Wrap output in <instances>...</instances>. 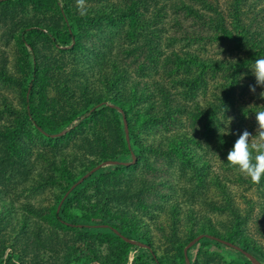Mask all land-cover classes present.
<instances>
[{
	"label": "trees",
	"instance_id": "trees-1",
	"mask_svg": "<svg viewBox=\"0 0 264 264\" xmlns=\"http://www.w3.org/2000/svg\"><path fill=\"white\" fill-rule=\"evenodd\" d=\"M29 4L37 11L56 13L48 20L24 17L16 21L13 36L15 47L22 55L19 64L25 69L24 77L17 79L9 74L7 57H0V77L23 87L18 104L4 96L5 109L15 115L13 126L0 123V257L11 248L13 253L21 252L19 264H27L23 252H32L37 264H50L43 254L68 248L70 242H74L73 249L77 250L81 247L77 244L82 241L101 264H124L127 247L135 244L120 236L127 247L113 245L111 252L102 255L86 243L103 242V235L86 231V225L72 222L73 209L80 210L89 222L110 218L118 222L110 225L113 230L121 228L139 233L141 217L136 208L151 213L162 208L181 182L183 196L190 200L215 185L220 192L217 195L207 192L205 199L210 209L227 213L229 219L225 221L226 230L221 232L206 215L200 219L190 210L186 223L181 216V204L173 202L169 208L170 219L163 222L157 218L154 222L176 252V261L187 264L185 247L201 232L205 233L204 238L221 244H226L225 240L248 252L253 248L264 257L263 248L247 233L244 224L247 217L222 179L224 174H212L208 162L195 151L200 146L197 136L200 133V137L215 142L223 157L221 170L229 173L234 169L226 156L237 136L226 135L225 143L221 144L215 121L218 123L236 105L235 84L220 85L221 92L214 94L211 100L200 101L198 97L203 92L207 94L210 77L229 79L224 70L236 66L232 80L236 83L243 67L249 71L247 66L264 56L262 23L256 24L255 16L249 23L244 22V15L248 13L246 0H235L231 25L219 5L210 0H0V20L16 17V7ZM72 27L78 30L77 34ZM109 31L114 36L105 41ZM94 35L99 36L100 42L104 41L108 54L86 40ZM108 41L110 43L106 44ZM215 42H227L231 49L248 54L236 61L202 56L201 51L207 44ZM55 52L71 54L77 64L69 66V61L61 60ZM87 62L89 70L97 66L94 74H89V85L92 84L90 79L96 76L94 83L103 84L106 90L103 94L94 91L85 101L76 96L74 89L84 82L77 77L84 72ZM131 64L136 67L134 73L130 71ZM50 86L57 87L58 98L64 102L61 109L53 108L54 101V105H49ZM95 104L105 105L90 111L89 120L82 119L81 113ZM105 114L111 118L105 119ZM91 120L93 128L102 123L107 126H103L102 132H95V139L89 141V153L97 158L85 171L97 166V161L114 160L120 153H134L127 140L125 120L138 150L135 162L118 164L110 171L89 177V191H95L94 199L87 196V184L71 189L82 176L68 166L69 153L65 154L61 146ZM69 125L72 128L62 134ZM57 133L61 134L53 135ZM38 135L46 140H39ZM39 145L48 149L37 151ZM41 158L47 159L49 165L34 178L31 172ZM175 172L181 178L177 188L169 177L162 178L164 173ZM239 174V180L253 184L250 178ZM17 176L27 179L31 190L42 185L62 187L58 203L42 208L27 200L21 204L22 211L12 210L16 207L15 199L4 190L10 189ZM254 184L263 185L264 178ZM15 187L14 190L18 188ZM24 189L27 188L20 191ZM34 214L42 215V222L34 221ZM182 221L184 229L188 228L184 234ZM31 223L36 238L25 242L23 239L29 233L23 229ZM144 237L143 246L149 249L156 264H170L153 248L150 238ZM200 254L201 250L191 264L199 263ZM188 255L190 257V248ZM63 264H71V261L65 260ZM131 264L152 262L138 254ZM246 264H254L248 256Z\"/></svg>",
	"mask_w": 264,
	"mask_h": 264
},
{
	"label": "rangeland",
	"instance_id": "rangeland-1",
	"mask_svg": "<svg viewBox=\"0 0 264 264\" xmlns=\"http://www.w3.org/2000/svg\"><path fill=\"white\" fill-rule=\"evenodd\" d=\"M214 2L215 4L219 5L220 10L223 12V14L227 17V22L229 25H231V21L233 20L232 12L234 11L235 6V0H210ZM16 10V17L11 18L8 17V20L5 21V17H2L0 20V57L2 55H5L7 57V64H8V72L9 74L14 75L17 79L24 77V68L20 66L19 62L21 63L22 55L18 52L16 45V40L13 35H15L14 32V26L16 25V21H20L22 18H36L39 17L43 19L44 17L48 20L53 17V14L56 12L50 10V11H37L31 4L27 6H20L18 5ZM23 8V9H22ZM246 9H247V15H244V18L246 19L244 22L249 23L250 20L255 16L256 18V24L262 23L264 28V0H246ZM253 9V11H251ZM71 25V24H70ZM73 26V25H72ZM73 31L75 34H77V31L74 27ZM114 33L112 31H109L107 33V41L110 38H113ZM99 36H92L90 38H87L86 40L91 44L98 46L99 49L106 52V47L103 46V40H98ZM110 41H108L106 44H109ZM105 44V43H104ZM206 45V44H205ZM117 46V45H116ZM116 51V49H114ZM113 51V52H114ZM55 54H57L55 52ZM108 54V53H107ZM114 54V53H113ZM248 54L247 51L245 52H237L234 49L230 48V44L227 42H215V43H208L205 50L201 51V55L204 57L208 56H215L222 59H227L228 61H236L238 58H242ZM57 56L61 60H68L69 66L75 65L76 60L73 59V56L68 53H61L58 52ZM108 56V55H107ZM81 66H83V63H80ZM97 66L94 65L92 69L89 70V62L85 64L83 67L84 72H82L77 79L78 80H84V82L79 84V87L74 90L76 91V96L83 97V99L86 101L88 98L87 96H91L94 91H98L101 93L97 94H103L105 92L106 88L103 84L94 83L93 80L95 78H91L92 84L89 85V74L93 75L95 72V68ZM130 71L132 73L135 72V65L131 64L129 65ZM236 66H229L228 70H224L226 76H229L231 78L227 77H217L213 78L210 77L209 82V88L207 90V94L201 95L198 97V100L205 101L206 98L211 100L214 96V94H219L221 92L220 85H234V95L236 99V105L233 109H230V111L222 117V119L231 120L232 117H234L232 121V128L233 130H239L243 131L244 129L249 130L254 136L251 137L250 143H260L262 142L258 136H256V128H257V122L255 119V113H251L248 117H245L243 113L244 111L247 113L249 109L256 110V109H264V99L259 98V93L262 90L260 86H257L256 93L253 94L249 90L250 84H255V77L251 74L250 70L248 71L246 67H243L242 72H240L237 77L238 81L234 83L235 81H232L233 78L236 76L237 68ZM29 82V81H27ZM22 85L17 84V82L9 81L6 79H3L0 77V123L6 126H13L14 124V118L15 115L12 114L9 110L5 109V101L4 96H7L8 101H13L14 104H18V101L21 96ZM56 86H50L48 90V97H49V105H54L55 109H61V106L63 105V101H60L58 98V92L56 91ZM92 90V91H91ZM54 101V104H53ZM60 101V102H59ZM261 104V105H260ZM102 105H92L90 109L84 111L81 113L82 119L89 120V116L92 114L90 111H93L94 109H100L104 106ZM3 110V111H2ZM230 116V117H227ZM105 119H110L111 116L109 114H105ZM79 121V120H78ZM87 121V123L82 127L81 129L76 130L77 132L73 133L69 139L65 140L61 146L63 148V152L69 153L70 156V168L76 173L80 174L82 177L89 171H85L86 167L89 165L90 162H92L97 157L95 155H92L89 153V141L95 139V132H102L103 126H107L106 124H100L97 127L93 128L90 125L93 124V120ZM75 124V123H74ZM73 124V125H74ZM72 125L67 126L63 129L62 132H66L67 130L71 129ZM129 128V126H128ZM108 133V129L106 130ZM33 132L35 133V130L33 129ZM126 132L127 140L129 141V145L131 149L133 150V156H137L138 150H137V144L134 141V137L131 136L130 132ZM197 136L200 138L199 144L200 146L196 148V152L198 154L202 155L203 161L208 162L209 171L212 172V174L215 172H218L220 174H224V177L222 178L225 182H227V187L231 192V195L234 197L235 201L237 202L238 207L242 211V214L247 217L245 224V228L247 230V233L252 236L255 240L258 246H261L264 250V184L257 186L256 184H251L250 182H243L239 180V169L237 167H234L233 170H230L229 173L222 171L220 166L222 164L223 157L217 151L216 144L214 141H207L203 137H200V133H197ZM151 137V136H150ZM37 138L39 140H46L42 136L38 135ZM148 138V136L146 137ZM37 142H40V141ZM44 149H48V147H45L44 145L37 146L36 150L41 151ZM208 151V152H207ZM130 153H120L117 155L116 159L119 161H126V162H132L133 156ZM105 161H97L98 164L104 163ZM48 161L47 159L41 158L40 160H37V165L31 172V175L34 178H38V173L42 170H45L46 167H48ZM118 164L113 163H105L101 166L97 171H95L94 176H97L101 172H107L112 169H114ZM141 168H139V171ZM208 172V173H210ZM90 174L87 178V181H82L78 185H88V191L87 196H91L92 199L96 197L95 191L90 190L89 191V177L92 175ZM229 174V175H227ZM161 176L160 174H157ZM162 178L169 177L172 181L179 184V181L181 178L178 176V174L175 173H164ZM226 175V176H225ZM246 176V175H244ZM247 177V176H246ZM14 182H12V185L10 189H5L4 192L11 193L12 197L15 199L16 207L13 206L12 210L18 209L21 210V204L22 202H25L29 200L32 204L36 205L37 207H47L56 205L57 198L62 194V187L60 186H52V185H42L38 189L31 190L29 186L31 185L30 182L25 179L24 177L14 178ZM94 179V178H93ZM209 179V177H208ZM207 179V180H208ZM210 180V179H209ZM252 182V181H251ZM86 185V186H87ZM181 185L183 183L181 182L180 186L175 190V192L164 201L165 204L162 208L156 209L155 212L151 213L146 210H140L136 208L137 213L141 217V230L139 233H130L123 231L121 228L117 229L116 231L111 228V224H118V222H115L111 220L110 218H105L104 220H95L93 222H89L86 219L83 218L82 213L80 210L74 208V218L72 222H76L79 224L86 225V231H93L97 234H102L105 241H90L89 246L98 249V251L106 256L109 252H111L113 245L116 246H122L124 248L127 247V244L121 240L120 236H127L130 237L132 240H135V245L127 247L128 248V254L125 256L123 263L124 264H131V262L135 259V257L138 254H143L147 259H149L152 264H156V262L153 260L149 249L146 246H143L142 243L144 235L147 238H150V241L153 245V248H155L158 252V254L161 256V258L170 264H180V261H176L175 258L176 252L172 251L169 241L165 238V236L162 234V232L158 229L156 223L154 220L157 218H160L163 222H166L168 219H170V213L169 208L170 205L173 202H178L181 204L182 212L181 216L182 219L187 223V216L189 211L192 212L195 211V214L198 218L201 219L202 216L206 215L207 218L211 219L213 222V225L220 230L221 232H224L226 230V223L229 219L227 213H216L212 209H210L211 205L207 202L205 199V194L207 192H211V194L217 195L218 192H220L215 185L210 186L208 189L205 188L203 190V193H197V195L194 196V200H190L187 196H183V192L181 190ZM14 186V188H13ZM17 186L18 188L14 190ZM28 186V187H27ZM85 186V187H86ZM26 187L27 189L23 192L20 190L22 188ZM77 187V186H76ZM75 187V188H76ZM11 191V192H10ZM71 191V190H70ZM68 191L65 194V199L67 195L70 193ZM63 197V199H64ZM61 200L59 203V207L63 204L64 200ZM251 211H246V210ZM194 210V211H193ZM190 212V213H192ZM248 213V214H246ZM35 217L33 218L34 221L42 222L43 216L40 214H34ZM196 217V219H197ZM185 222L182 221V234H184L186 231L188 232V228L184 229ZM20 230V229H19ZM18 230V231H19ZM29 234L25 235V238L23 239L25 242L29 241L32 237L35 239L36 234L33 233L34 225L31 223L29 226L27 225L25 229H23ZM186 230V231H185ZM200 234H205L204 232H201ZM199 234V235H200ZM205 237V236H204ZM199 240L196 244H194L190 248V260L191 263L195 261L196 255L198 251L201 250V254L198 257V264H246L247 263V256L243 254L240 250L226 245L218 243V241L212 239V238H204ZM126 240V239H125ZM127 241V240H126ZM77 242V241H75ZM9 243V240L8 242ZM74 242H70L68 248H65L62 250V248L57 249L54 253H46L43 254V258L47 259L50 264H63L65 260L67 262L71 261V264H101L100 260L97 259L94 255H91L88 248H85L87 246L84 245V242L80 241V244L77 246H81L80 249L74 250L73 249ZM146 244V243H145ZM251 254L258 255L260 258V261L264 264V257H261L259 251H255V249L250 248ZM20 254L21 252L13 253V250L11 248H7L5 253L0 257V264H11L19 262L20 260ZM24 258L26 259L27 264H37L35 256H33L32 252H23L22 253ZM67 258V259H66ZM71 259V260H69Z\"/></svg>",
	"mask_w": 264,
	"mask_h": 264
},
{
	"label": "clouds",
	"instance_id": "clouds-1",
	"mask_svg": "<svg viewBox=\"0 0 264 264\" xmlns=\"http://www.w3.org/2000/svg\"><path fill=\"white\" fill-rule=\"evenodd\" d=\"M251 74L255 77V84L249 85V90L255 94L257 86L261 87L259 98L264 99V56L257 58L254 63L247 66ZM261 105V104H260ZM223 112L226 113V106L222 105ZM245 117L251 113H255L257 122L256 136L260 138V143H250V139L254 136L249 130L244 129L242 132L233 130L232 121L227 119H220L215 125L220 136V143L224 144L223 139L226 135H236L237 138L227 152L226 161L229 165L237 167L239 171L246 175L253 183H260L264 178V109H256L246 113L242 110ZM226 116V114H225ZM230 117V116H227Z\"/></svg>",
	"mask_w": 264,
	"mask_h": 264
},
{
	"label": "water",
	"instance_id": "water-1",
	"mask_svg": "<svg viewBox=\"0 0 264 264\" xmlns=\"http://www.w3.org/2000/svg\"><path fill=\"white\" fill-rule=\"evenodd\" d=\"M125 127H126V132H127V136H128V132H129V128H128V122L127 120H125ZM62 134L65 133V132H61ZM61 133H57V134H53L54 136H57V135H60ZM136 160V156L134 155L133 156V161L132 162H126V161H119V160H109V161H106L104 163H100L98 164L97 166H95L94 168H92L89 172H87L83 177H81L73 186L71 189L75 188L79 183H81L82 181H84L90 174L94 173L95 171H97L99 168H101L102 165H104L105 163H113V164H131L133 162H135ZM65 199V197H64ZM63 199V200H64ZM60 208V207H59ZM205 236V234H200L198 235L197 237H195L186 247H185V254H186V261H187V264H191V260H190V257L188 255V250L189 248H191L194 244H196L199 240H201L203 237ZM123 238H125L127 241L129 242H132V243H136L135 240H132L128 237H125L122 235ZM224 243L228 244V245H231V246H234L235 248L243 251L251 260L254 264H263L257 257H255L253 254H251L250 252L248 251H245L243 249H241V247L235 245V244H232L230 242H227V241H223ZM142 245H145L144 243H142Z\"/></svg>",
	"mask_w": 264,
	"mask_h": 264
}]
</instances>
